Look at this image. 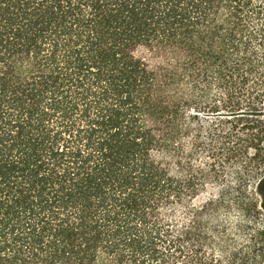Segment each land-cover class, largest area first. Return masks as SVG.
Instances as JSON below:
<instances>
[{"label": "trees", "instance_id": "obj_1", "mask_svg": "<svg viewBox=\"0 0 264 264\" xmlns=\"http://www.w3.org/2000/svg\"><path fill=\"white\" fill-rule=\"evenodd\" d=\"M260 64L264 0H0V264H221L208 117Z\"/></svg>", "mask_w": 264, "mask_h": 264}, {"label": "rangeland", "instance_id": "obj_2", "mask_svg": "<svg viewBox=\"0 0 264 264\" xmlns=\"http://www.w3.org/2000/svg\"><path fill=\"white\" fill-rule=\"evenodd\" d=\"M249 75L240 109L248 113L253 105H258L262 109L260 116L210 114L208 117L218 143L230 135L233 142L227 145L228 148L235 147L236 136L243 140L240 156L228 159L226 153V158L218 156L209 160L212 178L207 192L201 196V200L209 197L224 202L223 206L218 204L210 212L212 243L205 248L206 253L221 264H241V257L242 264H261L264 259V187L261 186L262 192L257 189L264 178V162L261 156L254 157L258 152L253 146L258 145L257 148L264 150V134L249 129L252 124L256 126L255 121L264 123V65H258ZM254 90L261 95L259 99ZM227 112V109L222 110L223 114ZM262 153L264 151L257 155ZM205 161L202 159L197 165Z\"/></svg>", "mask_w": 264, "mask_h": 264}, {"label": "flooded vegetation", "instance_id": "obj_3", "mask_svg": "<svg viewBox=\"0 0 264 264\" xmlns=\"http://www.w3.org/2000/svg\"><path fill=\"white\" fill-rule=\"evenodd\" d=\"M262 187H264V184L262 185ZM261 264H264V259L262 260Z\"/></svg>", "mask_w": 264, "mask_h": 264}]
</instances>
